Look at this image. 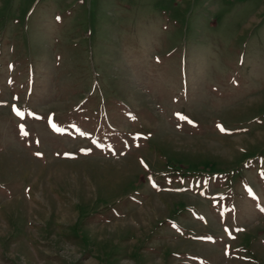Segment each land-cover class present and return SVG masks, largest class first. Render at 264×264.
<instances>
[{"label":"rangeland","instance_id":"1","mask_svg":"<svg viewBox=\"0 0 264 264\" xmlns=\"http://www.w3.org/2000/svg\"><path fill=\"white\" fill-rule=\"evenodd\" d=\"M0 264H264V0H0Z\"/></svg>","mask_w":264,"mask_h":264},{"label":"crops","instance_id":"2","mask_svg":"<svg viewBox=\"0 0 264 264\" xmlns=\"http://www.w3.org/2000/svg\"><path fill=\"white\" fill-rule=\"evenodd\" d=\"M28 246V244H26ZM38 249H41V247H38ZM49 258V257H46V259Z\"/></svg>","mask_w":264,"mask_h":264},{"label":"snow or ice","instance_id":"3","mask_svg":"<svg viewBox=\"0 0 264 264\" xmlns=\"http://www.w3.org/2000/svg\"><path fill=\"white\" fill-rule=\"evenodd\" d=\"M39 155V154H38Z\"/></svg>","mask_w":264,"mask_h":264}]
</instances>
